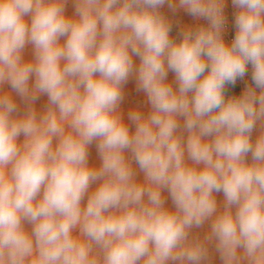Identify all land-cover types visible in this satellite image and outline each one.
<instances>
[{
  "label": "clouds",
  "instance_id": "clouds-1",
  "mask_svg": "<svg viewBox=\"0 0 264 264\" xmlns=\"http://www.w3.org/2000/svg\"><path fill=\"white\" fill-rule=\"evenodd\" d=\"M66 2L0 0V86L25 105L17 115L0 91V264H203L212 241L223 264H264V0H232L230 46L224 0H178L208 21L179 42L159 12L166 2L175 10L172 0H75L77 18L65 15ZM27 44L32 62L23 60ZM249 64L255 87L226 100L225 86ZM133 74L151 112H130V132L118 108ZM41 94L48 106L38 115ZM94 141L99 168L88 164ZM214 193H223L222 210ZM209 220L203 240L190 239Z\"/></svg>",
  "mask_w": 264,
  "mask_h": 264
},
{
  "label": "rangeland",
  "instance_id": "rangeland-1",
  "mask_svg": "<svg viewBox=\"0 0 264 264\" xmlns=\"http://www.w3.org/2000/svg\"><path fill=\"white\" fill-rule=\"evenodd\" d=\"M172 3L176 6L175 10L170 8L168 3L166 2L162 7L159 8V12L171 25V31L169 33L170 39L173 41L179 42L182 39L181 33L182 31L191 28L193 31L199 28L198 19L196 17L191 16L187 13V11L183 8L179 7L178 0H172ZM65 15L70 18H77L75 16V0H67L65 4ZM26 22L30 24L31 17H25ZM66 41V37H62L60 39V43L63 44ZM23 60L25 62H32L34 61V46L32 44H27L23 50ZM133 63L135 67H138L140 64V59L137 56H133ZM63 63V62H62ZM34 82V77L30 79V85ZM167 83H170L174 90L178 88V85L175 81V74L171 70L168 71L167 74ZM234 86V85H232ZM235 87V92L225 95V99H229L236 95L237 87ZM0 91L11 93L13 96L17 106H18V113L17 115H22L25 111V105L22 99L16 95V93L11 89L10 84L5 83L4 85L0 86ZM257 93H259V89H256ZM123 92V100L121 101L118 112L121 115L123 122L129 126L130 132L135 131V126L129 121L128 114L132 111H138L142 115L147 116L151 112V106L148 102L147 96L143 91L138 90L137 80L135 74L131 75L127 82L122 87ZM48 106V97L46 94L39 95L38 99L34 102L33 107L36 110L37 114H42L44 110ZM258 106V105H257ZM178 122L182 126L184 123L183 117H178ZM261 128L259 123L254 128L252 133V141L255 142L257 137L260 135ZM185 141L187 139V133H184ZM25 137L21 135L17 139L18 144H22ZM57 143L56 139H53V145ZM97 142H93L91 145L88 146V164L90 167L99 168L101 165V158L99 156L97 146ZM125 157L131 162V166L133 171L135 172V180L137 183L143 184L145 182L144 173L139 169L138 164H136L135 160L132 158L130 152H125ZM185 162L192 166V162L187 159V152H185ZM246 162L251 163V156L246 157ZM198 168H202L203 165L196 166ZM101 181H97L90 185L88 193L85 194V197L82 201V207L86 206L88 195H90L95 189L99 186ZM162 198L165 201V208L174 211V205L172 203L170 194L168 193L167 189H163ZM215 199L217 201L218 208L222 210L224 204V196L223 193H214ZM235 209H233V212ZM211 226V220L206 221L201 227H193L190 230V239L191 238H199L203 240V238L209 233ZM25 227L30 231L31 226L25 224ZM74 235H79V230L77 229ZM208 255L206 260L203 264H223L221 260L219 252L216 250V243L212 241L208 243ZM140 264H143L141 261ZM168 264H175V262L169 261Z\"/></svg>",
  "mask_w": 264,
  "mask_h": 264
},
{
  "label": "built area",
  "instance_id": "built-area-1",
  "mask_svg": "<svg viewBox=\"0 0 264 264\" xmlns=\"http://www.w3.org/2000/svg\"><path fill=\"white\" fill-rule=\"evenodd\" d=\"M238 9L234 8L232 5V0H224L223 15L225 18V23L222 30V38L226 44L231 45L234 40L236 29L234 27L235 14ZM199 27H208V21L204 18H197ZM237 87V93L233 97H239L243 94L247 87H255L252 82V67L249 64L247 66V71L242 79H237L235 85Z\"/></svg>",
  "mask_w": 264,
  "mask_h": 264
},
{
  "label": "trees",
  "instance_id": "trees-1",
  "mask_svg": "<svg viewBox=\"0 0 264 264\" xmlns=\"http://www.w3.org/2000/svg\"><path fill=\"white\" fill-rule=\"evenodd\" d=\"M235 87L232 86L231 84H228L225 86V95L230 94V93H234L235 92Z\"/></svg>",
  "mask_w": 264,
  "mask_h": 264
}]
</instances>
